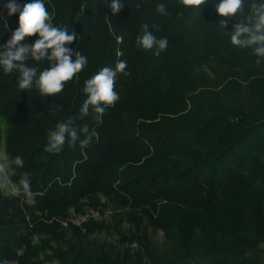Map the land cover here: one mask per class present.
<instances>
[{
  "label": "trees",
  "instance_id": "trees-1",
  "mask_svg": "<svg viewBox=\"0 0 264 264\" xmlns=\"http://www.w3.org/2000/svg\"><path fill=\"white\" fill-rule=\"evenodd\" d=\"M7 2L0 0V45L18 27L19 14L9 16ZM43 2L53 26L75 31L68 47L88 62L51 97L35 85L21 90L18 74L0 66V142L8 159L24 161L22 168L10 166L13 182L30 173L34 194L0 189V264H45L53 257L60 264H264V57L230 42L233 25L264 0H243L231 18L215 12L220 0L199 8L180 0H120L124 7L116 15L112 0ZM143 24L167 38L159 56L136 45ZM120 60L127 75H117L118 101L100 122L91 107L81 116L84 82ZM26 63L37 76L51 67L47 60ZM211 63L213 75L205 69ZM188 76L195 85L183 90L177 85ZM171 91L176 106L154 103L156 92ZM69 117L98 138L86 148L66 140L59 153L46 152L48 133ZM102 197L129 210L137 231L127 240L140 243L149 262L142 255L111 259L64 246L63 222L76 234L107 227L70 219L71 210L84 213L86 206L103 213ZM148 227L164 232L168 249L156 246Z\"/></svg>",
  "mask_w": 264,
  "mask_h": 264
},
{
  "label": "clouds",
  "instance_id": "clouds-1",
  "mask_svg": "<svg viewBox=\"0 0 264 264\" xmlns=\"http://www.w3.org/2000/svg\"><path fill=\"white\" fill-rule=\"evenodd\" d=\"M208 0H180L185 7L199 8L205 5ZM113 15H116L124 7L120 0H112L109 5ZM9 16L19 14L18 27L12 32L11 38L3 45H0V66L3 67L5 74H18V87L21 90L31 89L34 85L41 96L51 97L63 91L64 85L73 80L87 64V58L79 51H74L72 45L77 34L75 31L69 32L67 27L61 28L53 26L54 16L49 13L43 0H31L29 3L21 5L17 0H8L5 4ZM140 7L139 4L136 5ZM244 7L243 0H220L215 12L221 17H236ZM157 12L166 13V6L158 4ZM220 24L227 27L225 20ZM142 34L136 38V45L146 51L155 49L153 53L159 56L168 46L167 38H157L149 30L148 24L142 25ZM37 37L31 44L22 45L26 37ZM118 42H123V37H117ZM230 42L232 45L241 49H252L254 54L264 57V2L252 3L250 12L233 25L230 31ZM73 57L75 59L73 60ZM34 61L47 60L51 67L39 72L26 62L29 59ZM126 61L120 60L115 67H102L90 79L84 82L83 92L87 98L84 100L80 115L87 116L89 109L96 114L98 122L102 120L105 108L114 106L119 99L115 90L116 78L119 73H125ZM55 105H52L53 110ZM83 134L84 139H80ZM93 137L98 138V134L90 131L87 125L77 129L74 126V119L69 117L64 122L56 124L55 129L48 133V143L44 150L49 153H59L62 151L66 140L75 146L79 141L81 148H86ZM11 165L22 168L24 161L22 157L16 156L0 160V189L11 188L12 192L20 195L21 193L32 197L31 175L28 172L21 174L18 183H14L9 177Z\"/></svg>",
  "mask_w": 264,
  "mask_h": 264
},
{
  "label": "rangeland",
  "instance_id": "rangeland-1",
  "mask_svg": "<svg viewBox=\"0 0 264 264\" xmlns=\"http://www.w3.org/2000/svg\"><path fill=\"white\" fill-rule=\"evenodd\" d=\"M211 63L208 66H205V69L213 75V70L211 69ZM195 85L191 77H186L178 83L177 86H180L183 90L190 89ZM174 94L171 91V94L163 95L159 92L154 94V103L159 106H176L173 98ZM7 158L5 152L4 141L0 142V160ZM13 169L9 168V177L12 180ZM6 194H15L12 192L11 188L2 189ZM102 202L106 204V209L103 213L98 210L86 206L84 213H76L71 210L70 219L76 225L82 226L81 224L87 220H95L98 222H103L107 225L106 228L86 232L85 229H82L79 233H74L67 225L66 222H63V226L66 229L67 241L64 243V246L68 247L76 246L81 249H84L89 254L92 255H101L106 256L111 259H120L127 258L129 254L139 257L143 256L144 261L149 262L143 247L138 242H130L127 240L128 235H133L137 230L133 222L130 220L129 210L122 209L117 207L115 204L108 201L107 198L102 197ZM148 233L151 236L152 240L160 250L168 249V244L165 240V234L161 229H155L153 227H148ZM44 237H47L46 235ZM40 237L35 236V241L38 242ZM52 245L55 246V243L52 242ZM264 245V244H263ZM11 264H17L15 262ZM45 264H60L59 260L55 257L50 260L45 261Z\"/></svg>",
  "mask_w": 264,
  "mask_h": 264
}]
</instances>
